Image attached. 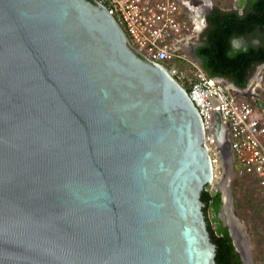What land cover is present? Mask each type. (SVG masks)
<instances>
[{"label":"water","instance_id":"95a60500","mask_svg":"<svg viewBox=\"0 0 264 264\" xmlns=\"http://www.w3.org/2000/svg\"><path fill=\"white\" fill-rule=\"evenodd\" d=\"M212 179L197 110L104 8L0 0V264H215Z\"/></svg>","mask_w":264,"mask_h":264},{"label":"built area","instance_id":"2783aa9c","mask_svg":"<svg viewBox=\"0 0 264 264\" xmlns=\"http://www.w3.org/2000/svg\"><path fill=\"white\" fill-rule=\"evenodd\" d=\"M93 1L115 20L134 52L160 66L186 93L201 118L213 175L220 154L213 118L218 112L235 174L254 180L264 195V104L248 102L261 87L262 75L258 71L249 87L239 88L226 78L208 76L193 57L214 0Z\"/></svg>","mask_w":264,"mask_h":264},{"label":"trees","instance_id":"16d2710c","mask_svg":"<svg viewBox=\"0 0 264 264\" xmlns=\"http://www.w3.org/2000/svg\"><path fill=\"white\" fill-rule=\"evenodd\" d=\"M238 6L241 12L213 6L194 55L208 76L223 77L236 87L245 88L252 69L264 64V0H238ZM237 38H244L246 45L234 47L232 41ZM253 38L259 39V44L251 43ZM200 200L206 228L215 246V264H243L228 228L217 217L221 193L206 185Z\"/></svg>","mask_w":264,"mask_h":264},{"label":"rangeland","instance_id":"374dc122","mask_svg":"<svg viewBox=\"0 0 264 264\" xmlns=\"http://www.w3.org/2000/svg\"><path fill=\"white\" fill-rule=\"evenodd\" d=\"M215 5L225 11L238 9L241 12L238 0H214ZM240 42L242 45L246 44L245 39L240 40ZM259 42L257 38L251 41L254 44H259ZM258 71L262 75L263 81L261 87L255 90V95L251 93L248 97V102L256 100L264 104V65L260 64L252 69L248 77L247 87L250 86L253 75ZM249 89L251 91V88ZM219 153V161L214 167L213 179L208 187L210 190L221 189V186L226 187V194L230 200V210L242 225L246 237L244 251V254H247V256L245 255L246 259H243L244 255L240 254L243 264H264V195L254 180L238 177L235 174L234 161L230 152L219 149ZM221 214L223 221L219 214L217 217L223 224L227 221L223 208Z\"/></svg>","mask_w":264,"mask_h":264},{"label":"bare ground","instance_id":"6f19581e","mask_svg":"<svg viewBox=\"0 0 264 264\" xmlns=\"http://www.w3.org/2000/svg\"><path fill=\"white\" fill-rule=\"evenodd\" d=\"M226 187L221 186V193H222V200H223V213L225 212V215L227 217V225L230 228V231L233 235V238L235 240V243L238 246V249L240 250V254L244 255L243 259H246L247 254H244L245 252V244H246V237L243 230L242 225L239 223V221L234 216L233 212L230 210V200L228 195L226 194ZM243 252V253H242ZM247 253V252H246ZM246 255V256H245Z\"/></svg>","mask_w":264,"mask_h":264},{"label":"flooded vegetation","instance_id":"af4514ba","mask_svg":"<svg viewBox=\"0 0 264 264\" xmlns=\"http://www.w3.org/2000/svg\"><path fill=\"white\" fill-rule=\"evenodd\" d=\"M242 39H244V38H237V39H233V45H234V47H240V46H245V45H242L241 44V42H240V40H242ZM255 38H253V40H254ZM254 44V43H253ZM254 45H257V44H254ZM221 149H223V150H226V151H228V153L230 152V150H229V146H228V143H225V144H223L222 146H221Z\"/></svg>","mask_w":264,"mask_h":264}]
</instances>
